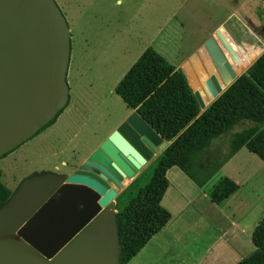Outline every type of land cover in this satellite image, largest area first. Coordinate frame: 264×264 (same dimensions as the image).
I'll use <instances>...</instances> for the list:
<instances>
[{
	"label": "rangeland",
	"instance_id": "rangeland-1",
	"mask_svg": "<svg viewBox=\"0 0 264 264\" xmlns=\"http://www.w3.org/2000/svg\"><path fill=\"white\" fill-rule=\"evenodd\" d=\"M54 1L70 32L69 100L47 131L0 159V180L11 194L25 179L62 174V162L73 152L96 146L114 131L129 110L113 89L147 47L179 70L215 34L239 76L260 50L255 44L243 48L224 22L235 16L264 44V0ZM220 26L236 54L218 32ZM252 125L244 121L234 126L195 158L198 177L219 165L201 188L179 169L168 170L161 205L171 220L127 264H235L253 252L251 233L264 216V163L244 148L228 157L233 135ZM159 156L134 180L122 183V202L149 181ZM224 177L238 190L216 205L208 195Z\"/></svg>",
	"mask_w": 264,
	"mask_h": 264
},
{
	"label": "water",
	"instance_id": "water-1",
	"mask_svg": "<svg viewBox=\"0 0 264 264\" xmlns=\"http://www.w3.org/2000/svg\"><path fill=\"white\" fill-rule=\"evenodd\" d=\"M224 25L243 48L255 44L257 57L264 51L235 16ZM69 60L70 32L54 0H0V157L66 107ZM233 65L215 34L180 65L200 112L238 77ZM166 146L132 111L70 173L22 181L0 206V264H119L114 215L122 182Z\"/></svg>",
	"mask_w": 264,
	"mask_h": 264
},
{
	"label": "trees",
	"instance_id": "trees-1",
	"mask_svg": "<svg viewBox=\"0 0 264 264\" xmlns=\"http://www.w3.org/2000/svg\"><path fill=\"white\" fill-rule=\"evenodd\" d=\"M113 91L128 110L137 112L167 143L149 181L128 193L124 202V192L116 198L119 264H127L171 219L161 205L169 185L168 170L179 169L201 188L219 165L198 177L193 168L195 158L212 140L244 121L253 125L233 135L228 157L244 148L264 163V51L202 112L181 71L151 47L138 56ZM62 111L35 135L51 126ZM237 190L238 185L224 177L208 196L219 205ZM10 195L0 181V206ZM250 240L253 252L235 264H264V216Z\"/></svg>",
	"mask_w": 264,
	"mask_h": 264
},
{
	"label": "crops",
	"instance_id": "crops-1",
	"mask_svg": "<svg viewBox=\"0 0 264 264\" xmlns=\"http://www.w3.org/2000/svg\"><path fill=\"white\" fill-rule=\"evenodd\" d=\"M256 59V57L252 60V62L254 61ZM70 61V60H69ZM251 62V63H252ZM250 63V64H251ZM249 64V65H250ZM69 66V65H68ZM248 66V65H247ZM67 79V78H66ZM67 81V80H66ZM127 109V108H126ZM131 112V110H129V112L127 113V115L129 114ZM49 129V127L48 128H46V129H44L43 131H47ZM109 134H107V136H108ZM106 136V137H107ZM102 142V141H101ZM100 142V143H101ZM99 142H98V144L96 145V146H94V147H90V148H85V149H82V150H77V151H75V152H73V154H72V157H71V159L68 161V162H62V165L64 166V168H65V170H64V172L62 173V174H65V173H70L77 165H79L86 157H87V155H89L96 147H98V145L100 144ZM59 152H61V150L59 151ZM76 155V156H75ZM5 157V156H4ZM73 157H75L74 159H73ZM72 163V164H71ZM148 164V163H147ZM146 164V165H147ZM71 165H74V166H72L71 167ZM69 170H68V169ZM1 172V171H0ZM49 173H52V172H49ZM53 174H56V173H53ZM139 174V173H138ZM138 174L136 175V177L138 176ZM61 175V174H60ZM135 177V178H136ZM134 178V179H135ZM0 179H1V176H0ZM133 179V180H134ZM126 180H128V179H126ZM1 181V180H0ZM125 181V180H124ZM124 181L122 182V183H124ZM2 183V182H1ZM3 184V183H2ZM4 185V184H3ZM5 186V185H4ZM169 186V185H168ZM6 187V186H5ZM7 188V187H6ZM168 189V188H167ZM11 192V191H10ZM231 196V195H230ZM164 197V196H163ZM162 201V200H161ZM225 201V200H224ZM171 220V219H170ZM170 222V221H169ZM168 222V223H169ZM233 223V222H232ZM168 224H166V226H167ZM165 227V226H164ZM163 227V228H164ZM154 237V236H153ZM152 237V238H153ZM151 238V239H152ZM150 239V240H151Z\"/></svg>",
	"mask_w": 264,
	"mask_h": 264
},
{
	"label": "flooded vegetation",
	"instance_id": "flooded-vegetation-1",
	"mask_svg": "<svg viewBox=\"0 0 264 264\" xmlns=\"http://www.w3.org/2000/svg\"><path fill=\"white\" fill-rule=\"evenodd\" d=\"M131 112H132V111H131ZM126 116H127V115H126ZM126 116H125V117H126ZM125 117H124V118H125ZM124 118L119 122V124H120L121 122H123ZM119 124H118V125H119ZM118 125H117V127H118ZM117 127H116V128H117ZM116 128H115V129H116ZM115 129H114V130H115Z\"/></svg>",
	"mask_w": 264,
	"mask_h": 264
},
{
	"label": "bare ground",
	"instance_id": "bare-ground-1",
	"mask_svg": "<svg viewBox=\"0 0 264 264\" xmlns=\"http://www.w3.org/2000/svg\"><path fill=\"white\" fill-rule=\"evenodd\" d=\"M127 181V180H126ZM126 184V182L124 181V185Z\"/></svg>",
	"mask_w": 264,
	"mask_h": 264
}]
</instances>
